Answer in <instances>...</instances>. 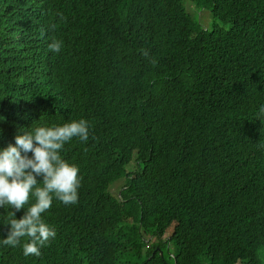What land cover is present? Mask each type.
Listing matches in <instances>:
<instances>
[{"label": "trees", "instance_id": "16d2710c", "mask_svg": "<svg viewBox=\"0 0 264 264\" xmlns=\"http://www.w3.org/2000/svg\"><path fill=\"white\" fill-rule=\"evenodd\" d=\"M260 104L264 0H0V147L89 122L62 151L77 202L43 214L39 256L0 247V264L261 263Z\"/></svg>", "mask_w": 264, "mask_h": 264}, {"label": "clouds", "instance_id": "9594fccd", "mask_svg": "<svg viewBox=\"0 0 264 264\" xmlns=\"http://www.w3.org/2000/svg\"><path fill=\"white\" fill-rule=\"evenodd\" d=\"M54 28L55 25L48 26L49 31ZM62 46L61 39L49 37L48 51L60 53ZM261 118L264 104L256 113V119ZM4 120L0 116V121ZM73 138L88 140L89 122L84 118L55 124L32 123L18 130L14 143L0 147V209L4 210L0 226L8 227L6 235L0 237V247L19 246L25 257L39 256L41 248L55 237V229L45 222L43 214L53 200L64 205L78 200L79 168L62 156L65 144ZM21 209L23 214L17 218Z\"/></svg>", "mask_w": 264, "mask_h": 264}, {"label": "rangeland", "instance_id": "374dc122", "mask_svg": "<svg viewBox=\"0 0 264 264\" xmlns=\"http://www.w3.org/2000/svg\"><path fill=\"white\" fill-rule=\"evenodd\" d=\"M203 11L205 13H207V18H203L204 14L203 12H200L199 14L201 15V18H200V23L201 25L204 27V28H210L211 27V24H212V19L210 18L209 14H208V11H206L205 9H203ZM133 163L130 165V168L131 169L133 167ZM126 183V180L125 179H121L118 181V183L113 187V190L116 192L117 190H119L120 188L122 189L123 186L125 185ZM260 260H261V263L259 264H264V255H260Z\"/></svg>", "mask_w": 264, "mask_h": 264}]
</instances>
